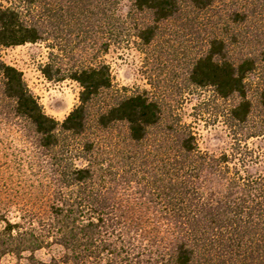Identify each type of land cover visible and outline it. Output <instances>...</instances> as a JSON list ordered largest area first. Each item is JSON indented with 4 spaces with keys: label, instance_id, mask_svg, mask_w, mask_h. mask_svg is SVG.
I'll return each instance as SVG.
<instances>
[{
    "label": "trees",
    "instance_id": "trees-1",
    "mask_svg": "<svg viewBox=\"0 0 264 264\" xmlns=\"http://www.w3.org/2000/svg\"><path fill=\"white\" fill-rule=\"evenodd\" d=\"M247 1L250 8L233 9L225 26L208 30L183 73L187 88H210L217 97L237 99L228 116L239 128L253 109L251 74L260 79L256 101L264 109V37L257 51L243 53L240 47L252 43L250 31L235 29L255 16L264 0ZM22 2L28 9L40 6L47 19L31 22L22 6L0 4V46L37 42L43 24L53 22L45 0ZM128 2L126 13L111 20L113 38L118 44L136 38L150 46L161 27L187 8L207 10L217 1ZM102 14L109 16L105 9ZM50 68L46 64L44 73L53 78ZM64 76L81 90L78 104L59 121L44 111L22 72L0 58L1 93L37 136L39 150L32 152L31 162L41 177L32 194L14 193L0 179V259L14 255L17 264H264V150L256 152L236 138L231 150L202 151L192 127L167 116L164 103L147 89H114L105 62L78 65ZM118 123L125 127L123 141L103 149L90 128ZM155 129L157 138L148 143ZM126 180L141 187L142 197L123 205L113 184ZM149 204L158 216L151 217ZM53 246L58 254L37 257V251Z\"/></svg>",
    "mask_w": 264,
    "mask_h": 264
},
{
    "label": "rangeland",
    "instance_id": "rangeland-1",
    "mask_svg": "<svg viewBox=\"0 0 264 264\" xmlns=\"http://www.w3.org/2000/svg\"><path fill=\"white\" fill-rule=\"evenodd\" d=\"M216 1L207 10L187 8L161 27L162 34L152 45L142 46L136 38H132L130 43L118 44L113 38L115 34L111 33V20L126 13L128 0H45L55 16L53 22L43 24V38L37 42L0 46V58L22 72L28 88L44 111L59 121L78 104L81 90L78 82L67 76L60 78V75H66L70 69L81 64L105 62L110 66L114 89H147L164 103L167 116L176 115L192 127L202 151L220 154L231 150L236 138L256 152L262 151L264 109L256 101L260 79L255 74L248 77V96L253 99V109L249 121L242 128L228 116L230 106L237 99H223L210 88L195 89L185 85L183 73L188 56L199 48L208 30L225 26L233 9L250 8L247 0ZM0 4L22 6L25 18L31 22L43 23L47 19L40 6L28 9L22 0H0ZM103 9L108 17L102 14ZM263 9L259 8L254 17L250 16L247 22L238 23L235 28L243 34L246 30L250 31L248 36L252 43L240 47L243 53L257 51L263 41ZM116 31L115 28L114 33ZM105 45H108L106 52ZM48 63L53 78L44 73ZM124 129L123 124L118 123L105 130L91 127L90 133L103 149L110 151L123 141ZM156 138L155 129L147 142L152 143ZM37 150L36 134L25 120L15 115L0 90V179L7 181L12 192L26 190V193L32 194L38 190L37 182L41 177L31 162V154ZM139 187L134 181H120L113 184V193L126 205L141 199ZM148 212L152 213L151 217L156 214L152 206ZM58 252L59 248L53 246L37 251L36 255L48 260ZM21 261L25 263L24 259ZM0 264H17V259L14 255H6L0 259Z\"/></svg>",
    "mask_w": 264,
    "mask_h": 264
}]
</instances>
